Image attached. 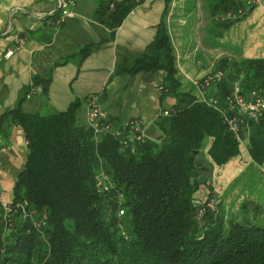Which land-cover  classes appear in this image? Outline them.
Listing matches in <instances>:
<instances>
[{
	"label": "trees",
	"instance_id": "trees-1",
	"mask_svg": "<svg viewBox=\"0 0 264 264\" xmlns=\"http://www.w3.org/2000/svg\"><path fill=\"white\" fill-rule=\"evenodd\" d=\"M168 1L163 0L153 38L128 69L165 71L161 92L175 102L155 121L160 138L122 146L118 137L94 135L75 120L77 100L45 115L17 107L0 117V124L22 128L27 148L8 211L0 204V264H264V221L247 210L249 201L234 215L227 214L222 200L216 202L218 197L211 204V187L208 197L197 196L202 184L209 186L213 168L242 153L220 112L191 92L177 90L164 22ZM138 2L97 0L93 16L111 35ZM240 2L215 1L212 12L221 31L254 7L236 18H222ZM216 65L224 76L211 94L220 101L234 81L244 94L264 90V55L223 56ZM33 80L31 86L41 84ZM244 129L247 154L260 165L264 112L247 120ZM201 151L211 162L204 183L198 182L193 162Z\"/></svg>",
	"mask_w": 264,
	"mask_h": 264
},
{
	"label": "crops",
	"instance_id": "crops-1",
	"mask_svg": "<svg viewBox=\"0 0 264 264\" xmlns=\"http://www.w3.org/2000/svg\"><path fill=\"white\" fill-rule=\"evenodd\" d=\"M215 1L169 0L164 16L179 83L177 90L189 91L198 99L203 92L194 81L212 71L222 55L229 59L264 55V0L223 31L215 25ZM96 3L97 0H0V117L17 107L26 113L45 115L61 111L77 100L75 120L85 125L88 101L96 96L113 121L132 118L141 120L144 128L150 123L156 127L160 113L175 102L171 94L157 90L165 71L128 69L153 38L164 2L139 1L111 35L107 25L93 16ZM62 8L70 13L62 15ZM226 41L233 50L224 46ZM13 45L12 53L3 57V51ZM33 79L40 80L41 84L35 85L40 90L31 86ZM0 138L5 145L0 153V200L9 203L27 148L23 130L16 123L2 120ZM244 151L241 149V158L224 165L222 173L226 172L230 185H234L229 186L231 193L227 194L237 197L236 202L243 190L242 198L258 203L264 199V161L258 165ZM201 152L204 161L210 162ZM205 190L200 186L198 193L205 194Z\"/></svg>",
	"mask_w": 264,
	"mask_h": 264
},
{
	"label": "built area",
	"instance_id": "built-area-1",
	"mask_svg": "<svg viewBox=\"0 0 264 264\" xmlns=\"http://www.w3.org/2000/svg\"><path fill=\"white\" fill-rule=\"evenodd\" d=\"M141 1V0H137ZM241 1L235 11L228 10L223 17L236 18L245 14L249 8L255 6L260 0H237ZM61 2V1H60ZM61 4V3H60ZM70 12L64 8L61 9L62 15H67ZM18 41L19 39H15ZM13 46L7 47L3 53V57H8L13 49ZM223 71L214 69L205 76L196 79L194 85L203 95L199 100L213 107L222 116L228 131L231 133L233 139L239 144L240 147L246 148L247 136L244 134L247 120H257L264 112V90L255 88L244 94L238 81H234L230 93L224 95L223 100L212 94H204L207 90H212L214 85L223 79ZM34 90H40L39 87L34 86ZM157 90H165L161 86ZM160 114L166 115L167 111L164 110ZM86 125H88L94 135L110 134L118 137L119 143L122 146L131 145V142L142 143L146 138L143 134L144 125L139 119H122L113 121L110 119L99 104L97 97L92 96L88 101V109L86 113ZM5 150V145L0 138V153ZM105 179V176H102ZM99 188H105L99 181H97ZM0 204L8 211V203L0 200ZM117 213L122 214V209H118Z\"/></svg>",
	"mask_w": 264,
	"mask_h": 264
},
{
	"label": "rangeland",
	"instance_id": "rangeland-1",
	"mask_svg": "<svg viewBox=\"0 0 264 264\" xmlns=\"http://www.w3.org/2000/svg\"><path fill=\"white\" fill-rule=\"evenodd\" d=\"M226 43H228V44H224V46L225 47H229L230 49H232L233 50V47H232V45H231V43L230 42H227L226 41ZM231 46V47H230ZM224 55H222V57H223ZM230 60V59H229ZM218 66L217 65H215V67H214V69H216ZM214 69H212V70H214ZM242 76V72H241V75H240V77ZM243 77V76H242ZM240 149H242L243 151L246 149V148H244V147H240ZM245 152V151H244ZM211 167V166H210ZM224 167L225 166H221V167H215V169H217L218 171H216L214 168H213V171H211V175H210V180H211V182H210V184H209V186L208 185H206V184H202L201 185V187L202 188H204L205 187V191H207L205 194L204 193H201V192H199L198 194H197V196L199 197V199H204L205 197H208L209 195H208V190H209V187H211L213 190V193L210 195V202H211V204L213 203V200L216 198V197H218V200L220 199H222L223 200V202H222V204H223V207H224V209H225V211L227 212V214H230L231 212H232V214L234 213V215H236V214H240L238 211H239V208H238V210H236V206L238 205V204H240L241 205V203L242 202H244V201H249V207H247V210H249L250 212H256L257 214H256V216H257V218L259 219V220H263L264 221V199H262V200H260L258 203H256V202H254V201H251V200H247L245 197H243L242 198V195L244 196L245 195V191H243V190H241V192H239L238 193V196H239V199L240 200H237L236 202H234L236 199H237V197L236 198H232L231 196L229 197L228 196V194H227V192H229V193H231L230 192V190H231V187L232 186H234L233 185V183H232V186L230 185V182H229V180H227V178H228V176L229 175H227V174H224V173H226V172H223L222 173V171H223V169H224ZM200 169H203V167H201ZM209 170H210V168H209ZM208 170V171H209ZM199 175V174H198ZM220 175H222V176H220ZM229 186H231L230 188H229ZM228 188V189H227ZM237 191H238V187H237ZM250 192V191H249ZM236 193V192H235ZM231 198H232V201H231ZM242 199V200H241ZM240 202V203H239ZM254 204H257V205H259V209H257V210H255L254 209ZM240 205H239V207H240ZM251 216H253V215H251ZM238 217H241V216H238Z\"/></svg>",
	"mask_w": 264,
	"mask_h": 264
},
{
	"label": "water",
	"instance_id": "water-1",
	"mask_svg": "<svg viewBox=\"0 0 264 264\" xmlns=\"http://www.w3.org/2000/svg\"><path fill=\"white\" fill-rule=\"evenodd\" d=\"M146 74H150V72H146ZM143 134L145 137L150 138V139H158L161 137V133L159 132V130L152 124H148L144 129H143ZM194 165L196 168H201L203 167V169L200 170L199 175L197 176V180L200 183H204L207 180V173L208 170L211 166V163L209 161H204V154L202 152H196L194 159H193ZM193 179H191L192 181ZM219 200H217L216 202H219Z\"/></svg>",
	"mask_w": 264,
	"mask_h": 264
}]
</instances>
